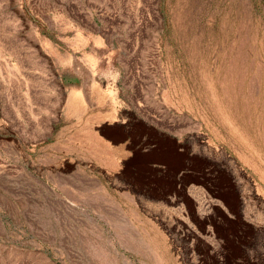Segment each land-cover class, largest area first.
Returning <instances> with one entry per match:
<instances>
[{
	"label": "rangeland",
	"instance_id": "1",
	"mask_svg": "<svg viewBox=\"0 0 264 264\" xmlns=\"http://www.w3.org/2000/svg\"><path fill=\"white\" fill-rule=\"evenodd\" d=\"M0 264H264V0H0Z\"/></svg>",
	"mask_w": 264,
	"mask_h": 264
}]
</instances>
